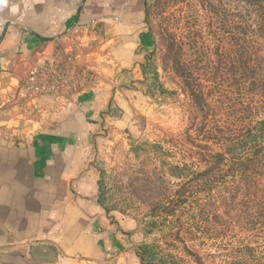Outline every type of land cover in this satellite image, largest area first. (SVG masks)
I'll return each mask as SVG.
<instances>
[{"label":"crops","instance_id":"crops-1","mask_svg":"<svg viewBox=\"0 0 264 264\" xmlns=\"http://www.w3.org/2000/svg\"><path fill=\"white\" fill-rule=\"evenodd\" d=\"M145 6L0 0V264H145L100 191L147 104ZM53 65L81 86L27 97L30 73Z\"/></svg>","mask_w":264,"mask_h":264},{"label":"rangeland","instance_id":"rangeland-1","mask_svg":"<svg viewBox=\"0 0 264 264\" xmlns=\"http://www.w3.org/2000/svg\"><path fill=\"white\" fill-rule=\"evenodd\" d=\"M145 7L147 104L103 168L101 202L138 240L145 264H264L261 231L241 229L219 206L217 190L212 195L199 178L204 146L219 149L216 127H242L254 111V118L264 116V96L254 97L261 113L250 111L252 86L239 90L232 70L236 38L243 59L246 47L264 60L259 13L244 0H146ZM262 71L257 90L264 89V61ZM189 86L198 98L199 87L205 94V124Z\"/></svg>","mask_w":264,"mask_h":264},{"label":"trees","instance_id":"trees-1","mask_svg":"<svg viewBox=\"0 0 264 264\" xmlns=\"http://www.w3.org/2000/svg\"><path fill=\"white\" fill-rule=\"evenodd\" d=\"M260 1L244 0L255 14L259 13L257 23L254 24L257 25L261 33H264V4H261ZM254 32L255 30L251 31L252 34ZM235 40L237 41L235 52L237 58L239 56L236 61L238 64L235 62L232 68L233 75H236L235 85L239 90L245 83H248V87L252 86L253 96H251L249 110L253 112L256 109L261 113L262 105L257 104L254 97L264 96V89L257 90L259 88L257 82L263 72L264 60L248 53L246 47L245 50H242L246 55L243 59V53L240 50L242 45L240 46L238 38ZM189 89L192 97L197 99L196 104L199 107L201 124H205L210 117L207 110L208 104L203 97L205 94L199 87L198 98L195 88L189 86ZM252 104H256L255 108ZM255 114H257L256 111L249 116L250 119L247 122L240 120L242 127L237 126L228 131L216 127L217 132H211L219 149L212 150L210 147L204 146V149L209 151L205 154L202 153L201 160L205 165V170L199 173V178H206L201 182L208 187L207 190L212 191V195H214V189L217 190L219 206L222 205L241 229L259 230L264 237V116L254 118ZM140 258L146 263L142 254H140ZM148 264L157 263L150 262ZM173 264L176 263L173 262Z\"/></svg>","mask_w":264,"mask_h":264},{"label":"built area","instance_id":"built-area-1","mask_svg":"<svg viewBox=\"0 0 264 264\" xmlns=\"http://www.w3.org/2000/svg\"><path fill=\"white\" fill-rule=\"evenodd\" d=\"M80 73H69L57 65L35 69L28 78L30 87L27 97H38L48 92H73L81 86Z\"/></svg>","mask_w":264,"mask_h":264}]
</instances>
